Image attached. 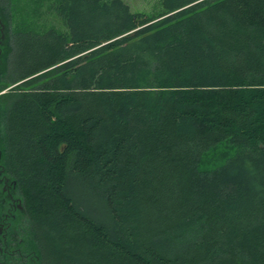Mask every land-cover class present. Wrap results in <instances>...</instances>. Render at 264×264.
Instances as JSON below:
<instances>
[{"label": "trees", "instance_id": "obj_1", "mask_svg": "<svg viewBox=\"0 0 264 264\" xmlns=\"http://www.w3.org/2000/svg\"><path fill=\"white\" fill-rule=\"evenodd\" d=\"M19 1L0 264H264V0H50L44 30Z\"/></svg>", "mask_w": 264, "mask_h": 264}, {"label": "rangeland", "instance_id": "obj_2", "mask_svg": "<svg viewBox=\"0 0 264 264\" xmlns=\"http://www.w3.org/2000/svg\"><path fill=\"white\" fill-rule=\"evenodd\" d=\"M133 12H141L145 15H152L160 12L161 5L159 0H124ZM20 10L24 14L15 15L13 17V25L22 21L20 16L25 18L27 23L35 24V29L44 30L48 27L62 29V24L53 10L49 8L50 0H20ZM53 2V0L51 1ZM11 3H16L11 0ZM25 15H28L26 17Z\"/></svg>", "mask_w": 264, "mask_h": 264}]
</instances>
